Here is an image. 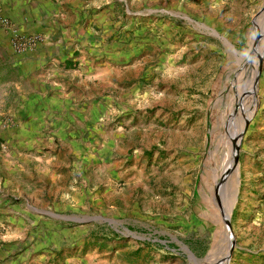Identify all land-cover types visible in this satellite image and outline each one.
Returning a JSON list of instances; mask_svg holds the SVG:
<instances>
[{
  "label": "rangeland",
  "instance_id": "374dc122",
  "mask_svg": "<svg viewBox=\"0 0 264 264\" xmlns=\"http://www.w3.org/2000/svg\"><path fill=\"white\" fill-rule=\"evenodd\" d=\"M122 2L97 55L109 69L86 92L104 105L78 122L83 139L63 142L71 128L60 125L18 162L29 202L64 215L37 219L61 244L46 264H264V0ZM2 108L0 125L11 118Z\"/></svg>",
  "mask_w": 264,
  "mask_h": 264
},
{
  "label": "crops",
  "instance_id": "0c3cea01",
  "mask_svg": "<svg viewBox=\"0 0 264 264\" xmlns=\"http://www.w3.org/2000/svg\"><path fill=\"white\" fill-rule=\"evenodd\" d=\"M119 1L123 3L0 0V19H7L10 25L0 26V66H8L12 73L7 79L10 88L0 93L1 107L11 115L7 123L0 125V143L13 148L12 154L0 150V239L4 241L0 245V264H46L60 251L61 244L58 247L54 242L57 234L39 231L35 225L39 217L44 218L39 223L50 224L64 215L53 213V217L42 210L47 205L37 208L29 202L27 197H35V191L24 186L22 177L31 176L19 170L18 162L32 161L31 149L49 140L45 132L49 129L58 127L54 132L57 134L61 126L71 128L61 133L63 142L78 143L83 139L76 133L78 122L84 113L93 119L98 111L96 104H103L86 92L98 89L99 81L106 75L108 67L103 66L108 65L107 59L98 62L97 55L108 53L107 42L118 22L114 9ZM12 29L23 34L36 33L43 39L33 50L8 58ZM12 158H17L14 164ZM5 174L20 182L13 184ZM21 194L24 202L18 198Z\"/></svg>",
  "mask_w": 264,
  "mask_h": 264
},
{
  "label": "built area",
  "instance_id": "2783aa9c",
  "mask_svg": "<svg viewBox=\"0 0 264 264\" xmlns=\"http://www.w3.org/2000/svg\"><path fill=\"white\" fill-rule=\"evenodd\" d=\"M0 25L4 28L10 26L8 20L3 18L0 19ZM11 31L10 45L18 53L33 50L37 43L43 39L41 35L36 33L23 34L18 33L15 29H12Z\"/></svg>",
  "mask_w": 264,
  "mask_h": 264
},
{
  "label": "bare ground",
  "instance_id": "6f19581e",
  "mask_svg": "<svg viewBox=\"0 0 264 264\" xmlns=\"http://www.w3.org/2000/svg\"><path fill=\"white\" fill-rule=\"evenodd\" d=\"M264 20V19H263ZM256 34L254 35L255 36V39H256V41H257V46L259 45V43H261V41L264 39V22H261V21H259L258 22V25H257V28H256ZM255 56H257V57H259V53H258V51H257V49L254 51V52H252V53H250V55L248 56V59H247V64L249 65V62H248V60H249V58H251V57H255ZM254 66V65H253ZM255 78V76L252 74L251 76H250V86H252L251 85V82L252 83H254V79ZM254 91H253V86H252V93H251V96L254 98L255 96H254ZM230 146V145H229ZM228 147V146H227ZM228 149V148H227ZM225 157H227V155L225 156ZM228 161V157H227V159L225 160V162H227ZM225 164V163H224ZM226 165V164H225ZM234 201V200H233ZM231 207V206H230ZM230 207H226V211H227V218H228V216H229V212H230ZM228 223H230V217H229V219H228ZM228 231H229V229H228ZM230 233V232H229ZM233 240V239H232ZM231 240V241H232ZM228 253V252H227Z\"/></svg>",
  "mask_w": 264,
  "mask_h": 264
},
{
  "label": "water",
  "instance_id": "95a60500",
  "mask_svg": "<svg viewBox=\"0 0 264 264\" xmlns=\"http://www.w3.org/2000/svg\"><path fill=\"white\" fill-rule=\"evenodd\" d=\"M260 65H261V60H259V66H260ZM258 71H259V70H258ZM258 71H257V74H256V78H255L254 86H253V89H254V90H255V88H256ZM247 121H248V120H245L244 127H243V129H242L241 132H243V131L245 130V128H246V126H247ZM232 144H235V143H232ZM236 161H237L236 159L233 161L230 170H232V169L235 167V163H236ZM227 227H228V229H229V232L232 234V231H231V228H230V223L227 224ZM233 243H234V240L231 241V244H230V246H229V250H228V253H227V255H226V258H227V259L230 257V255H231V253H232Z\"/></svg>",
  "mask_w": 264,
  "mask_h": 264
}]
</instances>
